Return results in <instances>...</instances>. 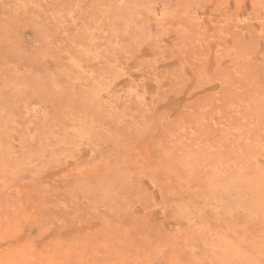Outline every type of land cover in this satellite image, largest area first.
<instances>
[{"label":"rangeland","instance_id":"rangeland-1","mask_svg":"<svg viewBox=\"0 0 264 264\" xmlns=\"http://www.w3.org/2000/svg\"><path fill=\"white\" fill-rule=\"evenodd\" d=\"M0 264H264V0H0Z\"/></svg>","mask_w":264,"mask_h":264}]
</instances>
